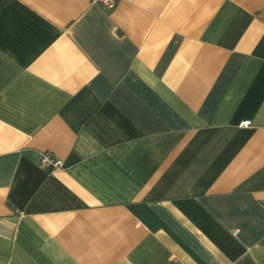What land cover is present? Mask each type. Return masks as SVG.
<instances>
[{
  "label": "crops",
  "instance_id": "obj_1",
  "mask_svg": "<svg viewBox=\"0 0 264 264\" xmlns=\"http://www.w3.org/2000/svg\"><path fill=\"white\" fill-rule=\"evenodd\" d=\"M0 264H264V0H0Z\"/></svg>",
  "mask_w": 264,
  "mask_h": 264
},
{
  "label": "built area",
  "instance_id": "obj_2",
  "mask_svg": "<svg viewBox=\"0 0 264 264\" xmlns=\"http://www.w3.org/2000/svg\"><path fill=\"white\" fill-rule=\"evenodd\" d=\"M99 2L103 8L112 9L115 6L116 0H93ZM250 124L249 120L243 122V126ZM38 163L43 167H52L57 169L62 166V160L50 154L49 152H41L38 157Z\"/></svg>",
  "mask_w": 264,
  "mask_h": 264
}]
</instances>
